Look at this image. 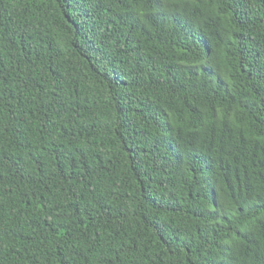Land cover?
Instances as JSON below:
<instances>
[{"label":"trees","instance_id":"trees-1","mask_svg":"<svg viewBox=\"0 0 264 264\" xmlns=\"http://www.w3.org/2000/svg\"><path fill=\"white\" fill-rule=\"evenodd\" d=\"M0 264H264V0H0Z\"/></svg>","mask_w":264,"mask_h":264}]
</instances>
